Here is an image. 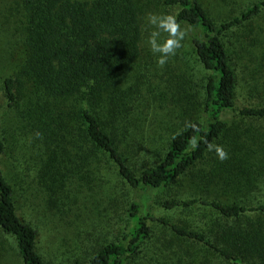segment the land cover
I'll use <instances>...</instances> for the list:
<instances>
[{"label":"trees","instance_id":"16d2710c","mask_svg":"<svg viewBox=\"0 0 264 264\" xmlns=\"http://www.w3.org/2000/svg\"><path fill=\"white\" fill-rule=\"evenodd\" d=\"M217 1L232 14L221 17L206 0H160L172 11L176 24L192 30L191 42L206 76L193 113L156 151L157 158L150 159L152 148L144 154L136 146L135 152H127L129 144L122 147L118 128H108L98 109L109 96L116 102L117 92L141 58L144 0H17L26 57L14 76L6 77L5 91L13 102L17 94L24 95L30 117L46 126L48 138L59 142L51 151L49 147L45 162L50 187L67 182V172L74 173L75 167L64 171L65 157H77L80 170L91 162L114 165L136 190L123 239L112 240L89 259L70 264H132L153 237L154 222L165 225L174 238L204 248L223 264H264V198L251 193L258 188V179L249 169L256 162L251 153L238 154L240 159L226 152L225 158L215 159L211 177L222 183L220 196L159 199L224 137L230 128L227 114L238 117L239 123L264 119V101L238 103L240 66L224 39L257 17L264 0ZM231 8H238V13ZM28 81L30 88L25 86ZM260 85L264 87L263 82H247L251 91L260 92ZM76 100L81 106L68 104ZM4 151L0 137V230L15 238L24 264H46L37 247L38 230L19 214L14 183L3 171ZM133 155L145 157L146 165L132 163ZM156 203L167 210L202 205L215 215L199 227L156 213Z\"/></svg>","mask_w":264,"mask_h":264},{"label":"rangeland","instance_id":"374dc122","mask_svg":"<svg viewBox=\"0 0 264 264\" xmlns=\"http://www.w3.org/2000/svg\"><path fill=\"white\" fill-rule=\"evenodd\" d=\"M248 1V0H245ZM206 4L221 16L230 13L217 0ZM217 9V10H216ZM233 14L238 8H231ZM172 11L160 0H144L142 17V55L127 82L117 92L118 99L105 98L98 105L100 116L108 128H116L126 150L152 148L150 159L157 158V150L178 132L193 113L203 94L206 71L198 61L191 42L192 30L180 25L184 38L175 54L153 53L151 40L164 45L170 35L159 27L160 21L171 18ZM156 18V23L150 21ZM156 34L155 36L153 34ZM231 55L240 66L237 91L239 104L264 101V87L260 92L250 90L247 82L264 83V9L250 22L231 30L224 38ZM166 55L161 66L158 60ZM26 46L17 0H0V137L4 141L2 168L14 183L19 214L38 230L37 247L46 264H70L76 259H89L101 246L123 239L131 219V205L136 190L118 175L114 165L90 163L80 170L79 158L65 157L64 171L75 167L63 186L51 188L49 174L44 175L49 147L58 141L51 139L45 125L30 117L25 96L17 94L16 102L5 91V79L14 76L24 62ZM26 88L32 87L28 81ZM28 93V90L25 91ZM77 100L71 107L81 106ZM74 104V105H73ZM23 112L26 113L23 114ZM230 128L208 152L204 160L159 194V199L216 198L222 183L212 180L211 171L220 155L250 156L256 161L249 169L258 179L252 196L264 198V119L242 120L232 113L226 115ZM237 121V122H236ZM54 141V142H53ZM64 143V142H60ZM229 151V152H228ZM132 155V154H130ZM248 157V156H247ZM240 158V157H239ZM241 159V158H240ZM132 163L144 167L145 157H131ZM157 199V200H159ZM156 213L176 220L205 227L215 215L209 207L167 210L156 203ZM154 235L132 264H223L204 248L176 239L165 225L154 222ZM0 264H24L15 238L0 230Z\"/></svg>","mask_w":264,"mask_h":264},{"label":"clouds","instance_id":"9594fccd","mask_svg":"<svg viewBox=\"0 0 264 264\" xmlns=\"http://www.w3.org/2000/svg\"><path fill=\"white\" fill-rule=\"evenodd\" d=\"M150 21L155 24L156 18L150 17ZM159 27L163 28L165 31H167L170 35V39L165 42L164 45H158L155 42V39L151 40L150 43L152 45V51L153 53H169L174 55L175 49L180 47V42L183 40L185 33L180 31V25L176 24L175 21L172 18H166L164 20L160 21ZM156 35L155 33L153 34ZM166 62V55L161 56V58L158 60V63L163 66V64ZM217 152L220 155V158H225V153L223 149L217 148Z\"/></svg>","mask_w":264,"mask_h":264}]
</instances>
